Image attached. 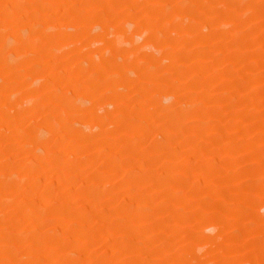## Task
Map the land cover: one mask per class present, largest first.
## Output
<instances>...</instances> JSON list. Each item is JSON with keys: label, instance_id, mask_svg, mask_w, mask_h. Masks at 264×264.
<instances>
[{"label": "rangeland", "instance_id": "obj_1", "mask_svg": "<svg viewBox=\"0 0 264 264\" xmlns=\"http://www.w3.org/2000/svg\"><path fill=\"white\" fill-rule=\"evenodd\" d=\"M0 264H264V0H0Z\"/></svg>", "mask_w": 264, "mask_h": 264}]
</instances>
